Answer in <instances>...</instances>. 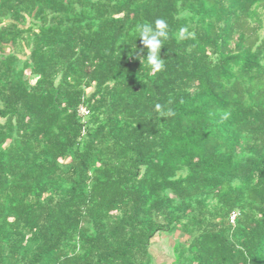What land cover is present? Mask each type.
<instances>
[{"label":"trees","instance_id":"trees-1","mask_svg":"<svg viewBox=\"0 0 264 264\" xmlns=\"http://www.w3.org/2000/svg\"><path fill=\"white\" fill-rule=\"evenodd\" d=\"M261 10L0 0V264H154L162 233L165 264H264ZM157 18L150 71L136 29Z\"/></svg>","mask_w":264,"mask_h":264},{"label":"clouds","instance_id":"clouds-1","mask_svg":"<svg viewBox=\"0 0 264 264\" xmlns=\"http://www.w3.org/2000/svg\"><path fill=\"white\" fill-rule=\"evenodd\" d=\"M137 36L135 40L139 37L141 39L143 49L147 50L146 56H138L142 61V65L147 64L150 71H160L164 67V59L161 58L160 52L163 45L169 39V24L163 18H157L153 22L141 23L137 26ZM193 34L189 32L187 26H182L178 31V39L185 40L191 38ZM134 40V41H135ZM132 48L135 49V43H132ZM134 53L130 52L129 55L132 56ZM159 107V105L157 106ZM171 114V113H169ZM229 113L225 112L221 116L222 120H227Z\"/></svg>","mask_w":264,"mask_h":264},{"label":"rangeland","instance_id":"rangeland-1","mask_svg":"<svg viewBox=\"0 0 264 264\" xmlns=\"http://www.w3.org/2000/svg\"><path fill=\"white\" fill-rule=\"evenodd\" d=\"M264 22V15L263 11L261 10ZM261 34L264 35V29H262ZM175 240L174 237L167 233H162V235L156 236L152 240V250L153 254L155 255V264H165L167 263L172 257V250L171 247L174 244Z\"/></svg>","mask_w":264,"mask_h":264},{"label":"built area","instance_id":"built-area-1","mask_svg":"<svg viewBox=\"0 0 264 264\" xmlns=\"http://www.w3.org/2000/svg\"><path fill=\"white\" fill-rule=\"evenodd\" d=\"M88 113V111L86 110V108L84 107H81L80 110H79V114L81 116H85L86 114ZM238 216L237 212H234L232 215H231V219H230V222L231 223H234L236 217Z\"/></svg>","mask_w":264,"mask_h":264},{"label":"crops","instance_id":"crops-1","mask_svg":"<svg viewBox=\"0 0 264 264\" xmlns=\"http://www.w3.org/2000/svg\"><path fill=\"white\" fill-rule=\"evenodd\" d=\"M153 249V248H152ZM152 253H153V251H152ZM155 264V263H154Z\"/></svg>","mask_w":264,"mask_h":264}]
</instances>
